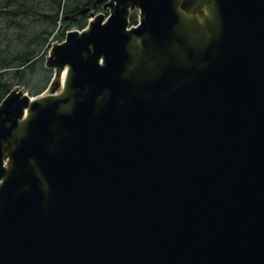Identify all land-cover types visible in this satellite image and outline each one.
Listing matches in <instances>:
<instances>
[{"label": "water", "instance_id": "water-1", "mask_svg": "<svg viewBox=\"0 0 264 264\" xmlns=\"http://www.w3.org/2000/svg\"><path fill=\"white\" fill-rule=\"evenodd\" d=\"M115 2L53 46V64L72 67L69 87L85 98L70 114L55 113L58 101L42 109L12 153L0 264H264V0H216L207 65H166L136 91L122 77L129 0ZM136 2V35L161 40L178 21L171 0ZM29 103L13 92L0 106V178L1 140ZM31 157L47 196L26 172Z\"/></svg>", "mask_w": 264, "mask_h": 264}, {"label": "bare ground", "instance_id": "bare-ground-1", "mask_svg": "<svg viewBox=\"0 0 264 264\" xmlns=\"http://www.w3.org/2000/svg\"><path fill=\"white\" fill-rule=\"evenodd\" d=\"M171 7L176 12L178 21L163 39L157 40L148 32L136 35L132 33L134 27L125 31L130 38L126 46L129 59L126 60L122 77L131 81L134 91L139 90L145 81L158 78L166 65L179 69H189L192 66L203 68L207 65L203 57L199 59V56L206 51L210 42L217 40L219 35L220 18L216 0H171ZM193 9L195 11L190 12ZM177 37L181 40L177 41ZM104 59V56H101L98 63L103 64ZM73 75L72 67L65 65L61 87L56 91L47 89L40 95L32 96L30 103L22 109L15 127L6 138L1 140L4 174L0 178V193L12 175L17 172L11 155L19 150L21 141L27 136L28 128L31 127L38 113L44 108H53V102L58 101L59 105L55 113L70 114L74 108V101L84 100L85 90L81 91V95L77 98L79 90L69 87ZM108 97V90L97 96L94 104L95 112L102 109ZM63 100L68 102L65 103ZM33 104H37L38 108L34 109ZM7 126H10V122ZM55 128L58 135L64 134L60 125L53 124V129ZM48 149L51 151L55 149L53 142L48 143ZM31 171L39 179L44 196H47L51 192L50 186L35 158L32 157L28 159L26 169L27 173ZM15 192L19 190L15 188ZM0 201H2L1 196Z\"/></svg>", "mask_w": 264, "mask_h": 264}, {"label": "trees", "instance_id": "trees-1", "mask_svg": "<svg viewBox=\"0 0 264 264\" xmlns=\"http://www.w3.org/2000/svg\"><path fill=\"white\" fill-rule=\"evenodd\" d=\"M95 0H0V102L15 86L43 91L51 70L44 57L52 41L86 25ZM135 24L137 17L130 18ZM32 82V83H29Z\"/></svg>", "mask_w": 264, "mask_h": 264}, {"label": "rangeland", "instance_id": "rangeland-1", "mask_svg": "<svg viewBox=\"0 0 264 264\" xmlns=\"http://www.w3.org/2000/svg\"><path fill=\"white\" fill-rule=\"evenodd\" d=\"M114 5H115V0H106V1L101 2L98 5L94 6V8L88 13L87 21L89 20L90 15H93L95 13H101L103 15H108L110 13V11H112ZM181 9H183V8H181ZM95 10H97V12ZM193 11H195V9H193L190 12L193 13ZM125 13L127 16H130V17L135 15L137 17V19H139V11L137 8L136 0H129V2H127L125 4ZM52 59H53V53H52V50L50 49L45 56V64H46L47 68L52 71L51 74H53V77L51 80L53 82H52V85H50V86L55 87L58 84L62 85L61 82H63V80H62L63 79V72H62L63 68L60 71V68L53 64ZM29 83H32V82H29ZM61 85L58 87V89L61 87ZM49 89L54 91V89L51 87ZM21 91L24 93H26V92L35 93L33 86L31 84H26L24 86H21L17 92L21 93Z\"/></svg>", "mask_w": 264, "mask_h": 264}]
</instances>
